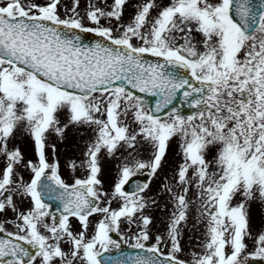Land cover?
Masks as SVG:
<instances>
[{"label": "snow or ice", "instance_id": "snow-or-ice-1", "mask_svg": "<svg viewBox=\"0 0 264 264\" xmlns=\"http://www.w3.org/2000/svg\"><path fill=\"white\" fill-rule=\"evenodd\" d=\"M0 264H264V0H0Z\"/></svg>", "mask_w": 264, "mask_h": 264}, {"label": "rangeland", "instance_id": "rangeland-1", "mask_svg": "<svg viewBox=\"0 0 264 264\" xmlns=\"http://www.w3.org/2000/svg\"><path fill=\"white\" fill-rule=\"evenodd\" d=\"M61 164H62L61 171L63 172V170H64V173H65L66 175H70L71 173L68 172V171L63 167V160L61 161ZM64 173H62V174H64Z\"/></svg>", "mask_w": 264, "mask_h": 264}, {"label": "water", "instance_id": "water-1", "mask_svg": "<svg viewBox=\"0 0 264 264\" xmlns=\"http://www.w3.org/2000/svg\"><path fill=\"white\" fill-rule=\"evenodd\" d=\"M90 38H91L90 36H87V35H86V36H85V42H88V40H90ZM128 251H130V250L128 249Z\"/></svg>", "mask_w": 264, "mask_h": 264}]
</instances>
